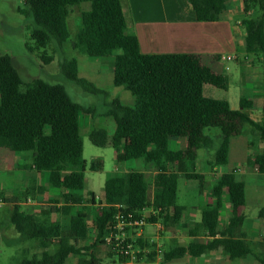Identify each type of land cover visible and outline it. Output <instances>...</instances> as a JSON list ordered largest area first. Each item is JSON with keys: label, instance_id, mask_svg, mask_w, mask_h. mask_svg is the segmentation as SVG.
<instances>
[{"label": "trees", "instance_id": "trees-1", "mask_svg": "<svg viewBox=\"0 0 264 264\" xmlns=\"http://www.w3.org/2000/svg\"><path fill=\"white\" fill-rule=\"evenodd\" d=\"M188 1L198 21L215 22L220 20L229 0ZM252 1L263 14L259 19L246 17L242 24L246 31V52L259 55L263 68V108L259 122L251 118L249 111L253 104L244 97L240 109L234 110L229 100L205 96L204 86L208 84L228 91L229 79L206 65L203 56L143 54L138 38L127 33L122 0H25L26 8L19 12L32 19L31 38L38 49L54 45L60 52L65 44H70L79 54L91 58L114 56V85L129 91L135 100L133 106L115 100L107 113L116 123L112 137L116 160L143 159L155 164L159 172L153 183L140 171L109 174L102 200L97 201L95 194H85L87 163L80 113H90L91 109L74 102L61 84L43 79L23 82L12 58L0 55V152L9 149L31 154L30 168L47 174L48 186L62 191V201H55L49 207V213L61 216L60 223L28 213L15 201L10 221L18 234L16 242L33 241L42 250L41 254L32 256L22 252L19 264H67L72 255L79 257V264H97L95 248L105 246L107 225L119 212L152 208L158 214L149 221H162L169 227L186 210L177 202L179 178L203 180L202 175L194 172L199 151L214 144L213 138L206 134L208 128L221 131L220 144L210 163L215 167L229 163L231 140L240 136L245 126H250L264 143V0ZM83 3H90V9L81 13L73 38L69 27L71 7ZM245 11H250L248 0ZM42 59L49 64L54 57L45 53ZM61 67L65 77L85 91L103 94L93 83L80 77L76 58ZM175 137L187 140L184 150L169 148L171 138ZM90 139L97 146H105L107 131L94 128ZM254 163L264 173V152ZM170 165L176 167V172L168 171ZM103 166V160L97 158L90 168L101 171ZM212 195L216 204L203 210L199 226L214 239L207 244L193 243L188 248L165 252L164 263L186 254L200 257L221 248L232 260L252 256L264 264V251L258 245L255 248L248 245L244 235L235 234L244 222L240 210L247 203L246 183L235 173H224L212 185ZM225 196L232 207V218L221 229L219 212ZM88 205L93 209L92 215ZM260 214L264 215V209ZM81 241L92 242L79 247Z\"/></svg>", "mask_w": 264, "mask_h": 264}, {"label": "rangeland", "instance_id": "rangeland-1", "mask_svg": "<svg viewBox=\"0 0 264 264\" xmlns=\"http://www.w3.org/2000/svg\"><path fill=\"white\" fill-rule=\"evenodd\" d=\"M250 3L251 14L245 13V17L259 19L261 18L263 11L259 5L252 1L248 0ZM25 0H0V55H9L12 58L13 64L16 69L19 71L23 82L30 83L35 79H43L46 82L51 84H61L65 87L67 93L71 99L82 105L83 107L89 108L91 106L95 107V115L91 117L85 112L80 114V123L82 127V137L84 142V158L87 162V170L85 173L86 179V190L93 191L97 196V201L104 196V186L106 178L109 174L117 172H126L129 167H132L134 170L145 172L146 169L138 167L137 161H124L118 162L116 160V152L112 145L111 138L113 131L115 129V122L109 116H104L105 112L108 111L109 106L107 101L109 96H116L117 93H121L125 90L123 87L117 88L114 90L112 84V75L106 77L104 83L99 84L96 81L95 75L90 74V77L80 74V77L93 83L97 87H103L106 93L103 94H91L85 91L81 86L67 79L62 71V65L64 62L69 61L72 58H77L81 61L82 58H87V56L80 54L74 50L70 44H65L63 51L59 52V49L54 45H50L47 49H38L35 42L31 38V27L33 24L32 19L22 15L19 10L25 9ZM90 9V3H83L78 6L71 7V13L69 16V27L74 38L77 34L78 27L80 24L81 13ZM53 55L54 59L51 63L45 64L42 59L43 54ZM248 58H246L247 61ZM252 64L254 69L262 71L261 66V57L259 55H252ZM243 60L245 58L243 57ZM88 61V59H87ZM94 65L104 64L105 68L108 70L110 64L114 62V56L102 58L101 60L92 59L90 60ZM250 62V63H251ZM249 65V64H247ZM103 66V65H102ZM233 70L228 72L230 75L236 76V80L243 81L240 73V69L236 64H232ZM243 73L246 72V68L243 69ZM257 74V73H256ZM259 79V78H257ZM248 78H245V81L239 86L236 85L234 79L231 81V92L225 91L223 89L217 88L212 85L204 86L205 96L213 99L219 100H229V97L232 100L233 106L239 107L240 95L241 93L247 98L252 99L256 102L255 97L252 95L251 87L247 83ZM230 85V81H229ZM262 85V80L260 86ZM259 85H255L254 88ZM119 89V90H118ZM242 89V91H241ZM261 90V89H260ZM241 91V92H240ZM127 93L131 99L130 92ZM126 104L133 105V102H128L123 99ZM253 112L256 114L259 112L257 104H253ZM86 126H89V131L93 128L99 127L104 128L109 135V142L105 146H97L92 143L89 134L87 133ZM216 131H219L217 128H208L206 133L208 135L214 136V144L208 149L199 151V159L196 164V170L198 172H204L205 170H212V167L207 163L213 159V156L216 152L217 147L220 144V139L216 137ZM254 132L250 127L245 126L242 134L235 137L233 142L230 162L226 166L219 167L220 171H228L233 167L240 166L239 164H246L247 161H239L235 159V152H237V143L241 140H254L252 135ZM257 140L255 144L257 146ZM254 146V145H253ZM250 148L246 152L255 154L257 149ZM260 151L264 149V144H259ZM171 148H178L174 146V142L171 144ZM262 153V152H261ZM260 153V154H261ZM28 153H12L8 150H4L1 153L0 160V199L3 200V206L0 207V264H19L22 259V252L28 256L34 254H41L42 250L36 246V243L33 241L26 243L16 242L18 239V234L10 221V214L13 207V202L17 201L18 203L25 204L27 199H32L34 203L39 202L43 204L42 208H39L37 215L42 218H47L51 222L60 223L61 216L54 215L49 213V207L54 206L56 203L54 199L52 200H38V196L45 195V192L42 188H37L36 185L31 183L33 175H36L31 169H19L17 163H28L29 159ZM101 158L103 160V170L93 171L91 170V163L94 159ZM252 168L259 167L254 163V159L251 160ZM150 165V164H149ZM148 165V166H149ZM12 166V170L10 167ZM151 166V165H150ZM152 178V177H151ZM148 176V181L151 182V179ZM247 183V206L242 208V212L245 213V216L248 218V222L252 225L253 230H257L259 227L263 226L259 219H256L262 209H264V173H261L260 170L256 171L254 169L253 173L250 175H242L240 177ZM208 181V180H207ZM199 182L198 179L186 180V178L181 177L179 179V204L185 206L189 209L192 206L200 204L201 206H206L207 195L199 191ZM186 183H189V189L186 187ZM29 188V189H28ZM13 196L16 199H13ZM62 201V199H61ZM20 204V205H21ZM40 206V205H39ZM22 209L29 213H34L31 207L21 205ZM92 228V222L89 224ZM148 232L154 233V225H148ZM94 236V232L92 233ZM92 242V241H91ZM88 242V243H91ZM82 247L87 245V242L82 241L80 244ZM86 253V252H84ZM95 255L98 259L97 264H114L115 256L110 253L109 249L106 246L99 245L95 248ZM89 258V257H87ZM77 257L71 256L67 264H77ZM120 264V263H119Z\"/></svg>", "mask_w": 264, "mask_h": 264}, {"label": "crops", "instance_id": "crops-1", "mask_svg": "<svg viewBox=\"0 0 264 264\" xmlns=\"http://www.w3.org/2000/svg\"><path fill=\"white\" fill-rule=\"evenodd\" d=\"M122 5L127 22V33L129 35H135L138 38L140 49L143 54L201 55L204 58L205 64L208 65L210 68H212L214 72L218 74H223L229 79L230 81L229 92H231L232 78L234 79L236 85L240 86L247 77L248 78L247 83L251 87L250 88L252 91L251 93L255 97L256 102H254L252 99L247 98L242 93L240 95V100L241 98L244 97L250 102H252V104L256 103L259 112L255 114L252 110L253 109V105H252V109L249 111V113L254 121L256 122L261 121L262 108H263V95H262V85L260 86V82L263 79V68L262 71L260 70V68L258 69V71H256L257 68L254 69V65L251 62L253 60L252 54H248L245 49L246 31L242 24V20L246 18L245 13H247L245 11V0H229L227 9L223 12L220 20L215 22L198 21L195 17V12L193 10V7L191 6L188 0H122ZM251 12L252 11L250 10L248 14H251ZM223 56H231L233 57V60L224 61L222 59ZM243 57L245 58V60H243ZM246 58H248L247 61ZM92 59L101 60L102 58H91L87 56L86 59L82 58L81 61L77 59L79 74H83L88 77H90V74L95 75L94 77L96 78V81L99 84L104 83L106 77L111 74L112 84H113L112 86L114 90H116L117 88H121V87H116L114 85V62L109 65L107 70L103 63L94 65L92 61H90ZM232 64H236L237 67L240 69V73H242L241 77H243V81H239L238 83L237 82L238 80H236V76L230 75L228 73L233 70ZM246 66H248V68L246 69V72L243 73L241 67H243L244 69L246 68ZM255 85H259V86H256L254 88ZM98 88L101 91H103V93H106L107 91L103 87H98ZM123 92H127V91H123ZM123 92L117 93V95L113 97L109 96V99L107 101V104L109 106L108 111L110 110V107L115 100H118L123 105H127V106L134 105L135 100L132 94H131L132 97L130 99L129 95ZM123 99L127 100L128 102L132 101L133 105L126 104ZM229 103L232 109L234 110L240 109V101H239V107L233 106L232 100L229 97ZM89 108L91 109V112L87 114H89L91 117H94L96 111L95 107L91 106ZM108 111L105 112L104 116H108L107 115ZM80 128L82 134L81 123H80ZM85 128L87 129L88 131L87 133L89 134L90 137V133L94 128L90 131H89V126H86ZM115 131H116V123H115V129L113 131V135L115 134ZM215 134L216 137H218L219 139L221 138L220 130L216 131ZM252 135L254 136V140L245 141L240 139V141H238L237 143V147H238L237 152H235V159L239 161L245 160L247 161L246 163H248L249 165L246 166V164L244 165L239 164L240 166L233 167L228 171H220L218 169L219 167L210 165V163L214 159L215 156L214 154L213 159L207 162L210 165V167H212V170L209 169V170H205L204 172H198L195 169L194 172L196 174H200L203 176L202 182L201 181L199 182V191L207 195L206 198L208 204L206 206H201L200 204H198L196 206L190 207L189 209H187L185 206L180 205L178 202L179 200V183H178L177 202L179 206L185 207L186 210L182 213L181 217L175 220L173 223H171L169 227L163 224L164 230L162 231L159 237H156L157 227H158L157 225H154L155 227L154 233L148 232V226H147L144 232L145 239L148 241L150 240L154 241V245L159 247L162 250L163 254L165 252L166 253L170 252L178 247L188 248L189 245L193 243L207 244L208 242H211L214 238L209 236L208 232L202 229L199 225L202 220L203 210L208 205L216 204V199L212 195V185L224 173H235L239 177H241L242 175H250L253 173L255 168L253 169L252 166H250L251 165L250 160L255 159L258 155H260L261 152L262 153L264 152V149H261L260 151V147H259L260 143L261 144L264 143L260 141L256 133H253ZM209 136L212 138L214 137L212 135ZM234 140L235 137L232 138L231 140L229 162H230L231 151ZM256 140H257L256 142L257 146L255 144ZM108 142H109V135H108ZM111 142H112V138H111ZM172 142H174V146L178 148L176 149L171 148ZM186 146H187L186 139L175 137V138H171L169 148L173 151H180V150H184ZM252 146L254 149H257L255 154L253 155L249 152H246V150L247 149L250 150ZM4 150L10 151L9 149H2L0 152V160H1V153ZM26 159H29L28 163L22 164L19 162L17 163V166L19 167V169L22 170L31 169V171H33L36 174L33 175L31 179V183L33 184L31 188H33L35 184L37 188L38 187L42 188L43 191L45 192L44 196L43 195L38 196V200L42 201L48 199L51 201L53 198L54 201H61L62 191L58 189H53L48 186L47 174H40L34 168H30V165H32L31 154L28 155ZM131 161H137L138 167L146 169L144 173L147 174V179L148 176L150 178L151 177L153 178V179L151 178L152 180L151 182H149V183H153L156 174L159 172L158 167L153 163H147L143 159H137ZM10 169L12 170V166L10 167ZM133 170L134 169L132 167H129V169L126 172H120L118 170L117 172H114L112 174H116V173L124 174ZM168 171L176 172V167L174 165H170L168 167ZM186 187L187 189L190 188L189 183H186ZM246 190H247V183H246ZM85 194H94L93 191L86 190V179H85ZM13 199H16V197L13 196ZM102 199L103 198H100L99 200ZM36 202L37 203H34L32 199L29 198L26 200L25 204H21L18 202L17 203L19 205L21 204L26 206V208L31 207L34 212L31 214L37 215L39 208H42L45 205H43L42 203L39 204L38 201ZM14 203L15 202H13V205ZM88 207L90 211L89 214L92 215L93 209L91 208L90 205H88ZM27 209H25L24 211L28 212ZM172 212L173 211L171 210L170 213ZM240 214L244 217V222L242 226L235 231L236 236L244 235L245 236L244 239L248 245L254 248L256 245H258V249L260 251H264V215L261 216L260 214L256 218L259 219V221L262 223L263 226L259 227L257 230H253L252 225H250V223L248 222V218L245 216V213L242 212V209L240 210ZM231 218H232V207L228 200V197L225 196L223 207L219 212L220 228L225 229L228 226ZM91 222L92 220H89L88 223L90 224ZM218 237L219 236H217V238ZM84 242H87L88 245L90 244L88 242L91 241H84ZM80 244L79 247H82ZM72 256H76V255H72ZM76 257L78 260L77 264H79V257L78 256ZM114 264H119V262L117 260H114ZM162 264H165L164 260ZM166 264H261V263H259L252 256H248L247 258L232 260L229 254L225 253L221 248H217L206 252L200 257H192L186 254L182 258L173 259L167 262Z\"/></svg>", "mask_w": 264, "mask_h": 264}, {"label": "built area", "instance_id": "built-area-1", "mask_svg": "<svg viewBox=\"0 0 264 264\" xmlns=\"http://www.w3.org/2000/svg\"><path fill=\"white\" fill-rule=\"evenodd\" d=\"M222 59L231 61L233 57L223 56ZM255 170L259 171L260 167H256ZM1 206H3V200L0 199ZM157 214L158 212L152 208H144L138 212H119L114 221L108 223L103 242L120 264L163 263L162 250L154 245V241H148L144 236L148 225L158 226L156 237H159L164 230L162 221L156 223L149 221Z\"/></svg>", "mask_w": 264, "mask_h": 264}]
</instances>
